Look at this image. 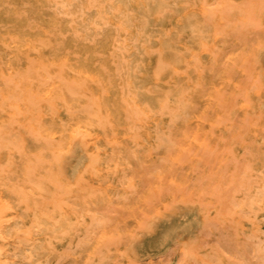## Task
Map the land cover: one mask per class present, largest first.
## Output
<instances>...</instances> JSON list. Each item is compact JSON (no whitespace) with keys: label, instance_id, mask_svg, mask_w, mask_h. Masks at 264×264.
Wrapping results in <instances>:
<instances>
[{"label":"bare ground","instance_id":"bare-ground-1","mask_svg":"<svg viewBox=\"0 0 264 264\" xmlns=\"http://www.w3.org/2000/svg\"><path fill=\"white\" fill-rule=\"evenodd\" d=\"M215 1L0 0V264H98L112 250L98 207L133 199L135 166L176 162L205 137L222 146L215 91L235 82L196 65L217 44ZM253 130L235 204L240 229L257 234L264 136Z\"/></svg>","mask_w":264,"mask_h":264},{"label":"rangeland","instance_id":"rangeland-1","mask_svg":"<svg viewBox=\"0 0 264 264\" xmlns=\"http://www.w3.org/2000/svg\"><path fill=\"white\" fill-rule=\"evenodd\" d=\"M211 7L222 20L217 44L212 58L196 65L216 83L220 73L235 82L233 89L219 82L215 91L227 136L220 147L205 137L176 162L162 157L135 166L141 181L133 199L98 207L112 249L98 264H264V226L257 234L240 229L235 204L256 157L250 129L264 136V0H216ZM141 192L146 197L137 200Z\"/></svg>","mask_w":264,"mask_h":264}]
</instances>
